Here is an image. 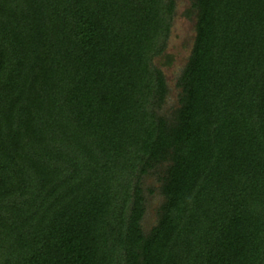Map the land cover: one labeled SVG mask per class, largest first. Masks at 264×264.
<instances>
[{
  "label": "trees",
  "instance_id": "trees-1",
  "mask_svg": "<svg viewBox=\"0 0 264 264\" xmlns=\"http://www.w3.org/2000/svg\"><path fill=\"white\" fill-rule=\"evenodd\" d=\"M190 1L165 116L174 0H0V264H264V0Z\"/></svg>",
  "mask_w": 264,
  "mask_h": 264
},
{
  "label": "rangeland",
  "instance_id": "rangeland-1",
  "mask_svg": "<svg viewBox=\"0 0 264 264\" xmlns=\"http://www.w3.org/2000/svg\"><path fill=\"white\" fill-rule=\"evenodd\" d=\"M175 9L172 16L170 33L165 41V49L159 57L154 58V64L159 67L164 75L168 94L164 103L156 109L160 115H170L178 107L180 87L178 79L187 63L195 36V17L187 15L191 7L190 0H174ZM171 58L172 64L164 66L167 59ZM163 168L151 169L142 178V188L145 197V214L141 221L142 228L148 233L157 220V212L163 201L159 191L160 176Z\"/></svg>",
  "mask_w": 264,
  "mask_h": 264
}]
</instances>
